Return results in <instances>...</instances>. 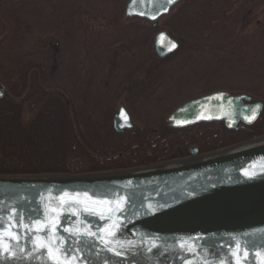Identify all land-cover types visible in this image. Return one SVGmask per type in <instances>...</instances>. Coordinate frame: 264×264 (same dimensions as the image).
<instances>
[{
  "label": "trees",
  "instance_id": "16d2710c",
  "mask_svg": "<svg viewBox=\"0 0 264 264\" xmlns=\"http://www.w3.org/2000/svg\"><path fill=\"white\" fill-rule=\"evenodd\" d=\"M48 1L6 0L1 12L0 172L126 167L187 154L190 146L211 148L223 135L241 138L261 130L259 119L235 127L222 120L180 127L160 116L118 132L110 120L126 97L136 110L152 107L178 67L181 73L196 70L207 58L197 56L200 49L211 54L208 76L247 70L264 86V0L179 3L162 25L179 41L177 61L157 57L151 25L124 36L123 6L113 0H59L47 8ZM59 6L61 12H54ZM224 87L259 89L258 83ZM217 135L218 141H209Z\"/></svg>",
  "mask_w": 264,
  "mask_h": 264
},
{
  "label": "water",
  "instance_id": "95a60500",
  "mask_svg": "<svg viewBox=\"0 0 264 264\" xmlns=\"http://www.w3.org/2000/svg\"><path fill=\"white\" fill-rule=\"evenodd\" d=\"M177 1L126 0L124 14L154 25ZM178 44L165 29L154 34L158 57ZM250 99L213 90L166 119L251 124L262 102ZM130 119L120 104L112 127ZM0 264H264V134L126 167L0 172Z\"/></svg>",
  "mask_w": 264,
  "mask_h": 264
},
{
  "label": "rangeland",
  "instance_id": "374dc122",
  "mask_svg": "<svg viewBox=\"0 0 264 264\" xmlns=\"http://www.w3.org/2000/svg\"><path fill=\"white\" fill-rule=\"evenodd\" d=\"M184 0H180L178 3H176L175 6H173L174 8H172V11L176 10V7H178L179 3H182ZM52 2V3H51ZM59 0H50L48 2H46V7L51 8L49 6V4H55V6L58 5ZM112 2V0H111ZM117 2L118 5H122L124 6V2L125 0H113V3ZM62 3V0H61ZM60 3V5H62ZM1 4V3H0ZM4 9V5H0V16L2 15V11ZM122 9V7H120V10ZM49 11V9H48ZM54 12H61V7L59 6ZM110 13H114V12H110ZM120 13V12H119ZM115 14V13H114ZM169 20V15H164L162 16L158 21L156 25H152L150 21H145V23H142L141 20H134L133 18H129V17H124L121 16V27L124 36H130L129 31H131L132 29H139L138 30V34L145 32V26H149L151 25L152 27H154L155 29H153V31L158 30V29H163L165 27H167L165 25V27H163L162 25H164V23H168ZM135 25L139 26V27H135ZM140 32V33H139ZM182 43V42H181ZM179 47V46H178ZM178 49H176L174 52H176ZM173 52V53H174ZM171 53L169 55L171 56V60L177 61L179 56L178 52L177 53ZM210 52L206 49H200L196 52L197 56L199 55L200 57H205L207 56L206 59H210L211 54H209ZM174 56V57H173ZM203 60L199 65L196 64V70L191 69L189 71H186L184 73H181L180 71L184 70L183 68L178 67V69H176V71L174 73L171 74V80L168 81L165 85L163 86L164 88L159 92V96L157 95V101H155L153 103V106L150 107L148 110H146V108H137L134 109L131 106L134 104L132 102V104L129 102L128 97H126V101H119L116 105L115 108L118 107L119 103H123L126 105V107H131V110L127 107V109L129 110L131 117L134 123H151L153 122L156 118H160V116L165 117L168 114V112H170L176 105H178L179 103H181L182 101L197 96L199 94H203V93H207L210 91H213L215 89H224V90H228L230 91V93H238V92H244L245 94H248L251 97L252 101L255 100H259L262 101L263 106L261 109V112L259 113L261 115V119H259L260 121H262V126L260 125L261 130H259L258 132H255L256 134L252 135V136H248V135H241V138H238V136L234 137L232 135H223L224 137L220 140L221 144L220 145H216L214 147L211 148H203L202 151H206V150H211L214 148H219L225 145H229V144H233L239 141H244L246 139H249L251 137L254 136H258L260 134H264V86L262 81H259L258 78L253 77L252 74H247L250 73L247 70H235L233 72L229 73H220V74H216L214 76H208V74H206V70L205 68H207L209 66V64H207V61ZM257 84L259 85V89L258 91L255 90H241V89H228L225 88L224 86L226 84H231V85H235V86H241L247 89L251 88L250 86L252 84ZM214 87V88H212ZM252 93L256 94L258 93L259 96H263V98L261 99L260 97H255L252 95ZM126 96V94H125ZM128 101V103H127ZM152 118V119H151ZM221 134V133H220ZM222 135V134H221ZM212 136V135H211ZM209 136V141H218L220 138H218L220 135H217V138L215 137H211ZM212 138V139H211ZM219 141V142H220ZM191 144H188V146H190ZM177 157V156H174ZM169 158H173V157H169ZM162 159H166V158H162ZM161 159H156V160H152V161H148V162H144V163H149V162H153V161H159ZM142 163V162H141ZM141 163H136L133 165H137V164H141ZM116 168V167H115ZM99 170V169H98Z\"/></svg>",
  "mask_w": 264,
  "mask_h": 264
},
{
  "label": "flooded vegetation",
  "instance_id": "af4514ba",
  "mask_svg": "<svg viewBox=\"0 0 264 264\" xmlns=\"http://www.w3.org/2000/svg\"><path fill=\"white\" fill-rule=\"evenodd\" d=\"M5 1H6V0H0V3H1L0 5H1V6L4 5V8H5V5H6V2H5ZM179 1H180V0H179ZM179 1H178V2H179ZM178 2H177V3H178ZM122 12H123L124 17H129V18H131V19L133 18L134 20H141L142 23H145V21H146V19H145L144 17H139V16H127V15H125V14H124V7L122 8ZM190 147H192V146H190ZM190 147H189V148H190ZM195 148H196V147H195ZM197 149H198V148H197ZM188 151H189V149H188ZM188 153H189V152H188ZM188 153H187V154H188ZM187 154H183V155H187ZM180 156H182V155H180Z\"/></svg>",
  "mask_w": 264,
  "mask_h": 264
},
{
  "label": "snow or ice",
  "instance_id": "6c2138e0",
  "mask_svg": "<svg viewBox=\"0 0 264 264\" xmlns=\"http://www.w3.org/2000/svg\"><path fill=\"white\" fill-rule=\"evenodd\" d=\"M173 47H175V45H173ZM5 251H7V249H4Z\"/></svg>",
  "mask_w": 264,
  "mask_h": 264
}]
</instances>
